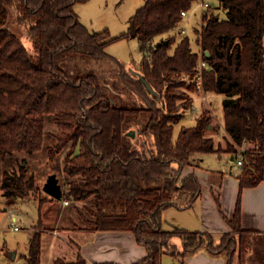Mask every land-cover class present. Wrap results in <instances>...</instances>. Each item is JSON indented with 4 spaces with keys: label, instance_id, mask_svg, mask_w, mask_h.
Listing matches in <instances>:
<instances>
[{
    "label": "trees",
    "instance_id": "obj_1",
    "mask_svg": "<svg viewBox=\"0 0 264 264\" xmlns=\"http://www.w3.org/2000/svg\"><path fill=\"white\" fill-rule=\"evenodd\" d=\"M87 1L0 0V191L23 200L39 193L26 158H20L44 149L45 118L52 115L57 130L47 153L54 160L68 150L64 173L72 179L63 197L91 200L93 230L133 233L147 252L133 264H162L164 254L184 261L201 250L232 264L249 243L239 209L231 221L238 236L220 238L180 227L165 230L163 212L194 205L201 185L194 174L182 178V171L205 154H241V189L264 181V0H217L226 19L210 13L209 4L202 13L199 53L186 35L170 50L181 12L204 0H145L130 18L142 53L136 73L106 51L119 37L111 38L108 29L91 32L80 21L75 6ZM12 19L23 27L32 52L11 28ZM108 62L116 70L103 72ZM198 90L224 96L226 151L206 134L208 111L174 137L183 111L194 106L188 93ZM175 238L180 251L172 250ZM41 240L38 231L31 236L27 264H41Z\"/></svg>",
    "mask_w": 264,
    "mask_h": 264
},
{
    "label": "crops",
    "instance_id": "obj_2",
    "mask_svg": "<svg viewBox=\"0 0 264 264\" xmlns=\"http://www.w3.org/2000/svg\"><path fill=\"white\" fill-rule=\"evenodd\" d=\"M90 1L75 6L77 15L80 14L84 18L85 10H83L82 5H88ZM144 2L145 0L143 4ZM134 13L129 17V23ZM80 15L78 16L79 19H81ZM82 23L85 25L84 22ZM223 127L221 122V129ZM222 133L227 136L226 131ZM67 153V150L63 151L54 160L49 158L47 152L42 153V151L32 155H19H21L20 159L31 157L32 161L46 160L45 164H51L58 157L64 155L60 157V172L64 184L63 192L72 180L64 173V161ZM209 155H217L218 162L212 161ZM237 158L226 152L205 154L201 157L198 165L183 169L182 178L189 174H194L197 177L201 185V194L192 207H175L192 211V213H196L197 218L193 219L192 222L179 219L180 223L174 227L211 233L217 238L223 234L238 236L233 233L231 221L239 209L240 225L247 234L249 243L246 254L241 257L237 253L232 264H264V181L255 187L241 189L239 179L241 167L238 164L239 157ZM222 161L225 164L224 167H218L217 163L220 164ZM29 168L31 170V166ZM36 184L40 189L39 193L25 199L26 201L34 200L37 203L38 223L31 225L28 229L24 241V252L21 254L23 264H27L26 256L29 253V241L36 231L40 232L42 237L41 264H54L57 260L67 264H78L82 260H85L83 264L104 262L133 264L146 256V249L137 243L133 233L128 231H95L92 229L88 223V220L92 218L89 210L91 209V200L73 202L65 197H62V200H57L42 193L37 179ZM0 195L5 197L2 191H0ZM41 199H43L42 203L40 202ZM7 200V203H15V201H11L12 199ZM66 200L69 202L68 205L64 204ZM7 206L6 208H8ZM194 210L196 212H193ZM16 219L14 216L13 220ZM179 243L182 248L181 240H177L174 247H178ZM0 246V264H3L2 260L5 257L11 258L12 252L7 250L6 243H3L1 239ZM18 255L19 253L15 252V257L11 260H16ZM184 262L187 264H227V257L224 255L211 256L205 250H201L193 256L187 257Z\"/></svg>",
    "mask_w": 264,
    "mask_h": 264
},
{
    "label": "rangeland",
    "instance_id": "obj_3",
    "mask_svg": "<svg viewBox=\"0 0 264 264\" xmlns=\"http://www.w3.org/2000/svg\"><path fill=\"white\" fill-rule=\"evenodd\" d=\"M143 1L144 0H91L88 5H82L83 10H85L84 18L79 14L81 17L80 21L84 22L91 32H100L107 28L111 38L119 37V39L113 41L107 46L106 51L111 57L122 63L130 72H136L139 69L142 60V53L140 52L139 39L138 37L131 35V24L128 21L129 17L136 11V9L143 5ZM204 3L211 4L212 9L209 10L210 13L218 14L221 19L227 18L226 11L220 8V3L217 0H204ZM204 9L206 8H204L201 3H195L187 16L184 17L180 24L174 29L173 33L177 35V40L173 45L172 50H170L171 53L183 37L179 34L181 29L186 31V36L190 39L192 50L197 53L200 52L197 38L202 26V13ZM10 24L11 28L19 35L32 52L33 45L28 41L23 27L18 26L14 19L11 20ZM173 33H171V35H174ZM92 67L98 68V65L93 64ZM115 67L116 66L112 62H108L103 65L101 69L103 72H112L113 70H116ZM188 94L190 97L194 98L195 105L194 108H188L183 111L184 118L180 123L175 125L174 137L176 138L178 136L182 127L195 125L197 116L204 111H208L212 117V128H210L206 134L207 136L214 138L216 146H219L221 151H226L228 148V137L222 133L225 132L223 127L224 112L222 104L224 96L213 92H208L206 94L201 90ZM128 98L132 101L140 102L138 97L130 93L128 94ZM53 118L52 115H46L45 118V145L42 153H46L48 147L55 144L53 137L57 127L53 122ZM136 136L137 133L135 131L134 137ZM135 143L139 147L141 145V140H136ZM41 156H43V154H41ZM60 157L51 164H45L44 162L46 160H39L37 162L32 161L31 157L26 158L29 166H31L30 173L35 175L40 184L41 191L44 194H47L44 188L51 175H55L59 185L63 189L64 184L60 172ZM209 158L212 159V161L218 162L217 155H209ZM196 162L197 161H195V163ZM228 163L230 162L228 161ZM209 164H211V162H209ZM231 164L234 165L233 162H231ZM217 165L218 167H224L225 164L222 161L220 164L217 163ZM4 167H8L7 163L4 164ZM37 194L38 193H35L33 196H36ZM11 201H15V203H7L8 200L6 197L0 195V239L3 243H6L7 250L10 252H18L19 255L14 261L9 257H5L2 261L3 264H23L21 254L24 252V241L28 234V229H30L31 225H37L38 223L37 203L34 202V200L26 201L20 198L12 199ZM6 203L9 205L7 206ZM6 206L8 208H6ZM193 212L196 211L194 210ZM188 215L190 217H187ZM14 216L17 218L15 221L13 220ZM195 218H197L196 213H192V211L171 207L163 212V228L172 229L175 225L180 223L179 219L190 220L192 222ZM15 226H18L17 231L12 229ZM177 240L180 241L179 238H175L171 243V247L172 250L180 251L182 249L180 243L178 247H174V245L176 246L175 243ZM246 252L247 250L243 253V256ZM162 264L187 263H185L180 257H175L171 254H164L162 257Z\"/></svg>",
    "mask_w": 264,
    "mask_h": 264
},
{
    "label": "water",
    "instance_id": "obj_4",
    "mask_svg": "<svg viewBox=\"0 0 264 264\" xmlns=\"http://www.w3.org/2000/svg\"><path fill=\"white\" fill-rule=\"evenodd\" d=\"M131 35L132 36L136 35V28H135L134 23L131 24ZM134 73H136V72H134ZM141 79L144 82V84H145L146 88L148 89V91L151 94H153L154 96H156L158 100H160V96L153 89V87L149 84V82L147 80H145L143 77H141ZM129 135L134 137L135 136V131L130 132ZM44 189H45V191H46V193L48 195L52 196L53 198H55L57 200H62V197H63L62 188L59 185L58 180L56 179L55 175H51L50 176V178L48 179ZM14 257H15V252H12L11 258L14 259Z\"/></svg>",
    "mask_w": 264,
    "mask_h": 264
},
{
    "label": "built area",
    "instance_id": "obj_5",
    "mask_svg": "<svg viewBox=\"0 0 264 264\" xmlns=\"http://www.w3.org/2000/svg\"><path fill=\"white\" fill-rule=\"evenodd\" d=\"M201 4H202V6L204 7V8H207L208 6H209V3H204V2H200ZM188 12L189 11H182L181 12V15H182V17L184 18V17H186L187 16V14H188ZM181 36H185L186 35V31L184 30V29H181V31H180V33H179ZM201 66L203 67V68H205L206 67V64L204 63V62H201ZM238 157H239V166L241 167L242 166V156H241V154H239L238 155ZM64 204L65 205H68L69 204V202L66 200V201H64ZM14 230H18V226H15L14 227Z\"/></svg>",
    "mask_w": 264,
    "mask_h": 264
}]
</instances>
